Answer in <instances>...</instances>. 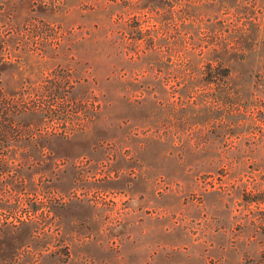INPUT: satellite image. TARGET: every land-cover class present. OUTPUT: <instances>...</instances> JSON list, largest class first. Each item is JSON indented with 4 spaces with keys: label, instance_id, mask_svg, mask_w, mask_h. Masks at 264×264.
Listing matches in <instances>:
<instances>
[{
    "label": "rangeland",
    "instance_id": "obj_1",
    "mask_svg": "<svg viewBox=\"0 0 264 264\" xmlns=\"http://www.w3.org/2000/svg\"><path fill=\"white\" fill-rule=\"evenodd\" d=\"M0 105V264H264V0H0Z\"/></svg>",
    "mask_w": 264,
    "mask_h": 264
},
{
    "label": "trees",
    "instance_id": "obj_2",
    "mask_svg": "<svg viewBox=\"0 0 264 264\" xmlns=\"http://www.w3.org/2000/svg\"><path fill=\"white\" fill-rule=\"evenodd\" d=\"M207 30L208 32L203 31V33L207 35L205 38H202L201 35H199L200 32L197 31L196 39L198 42H200V39H205L207 44L204 46H200L199 43L193 45L192 42L187 41L188 39H192V35L190 34L183 35V38L180 36L181 43L178 48L179 54L177 65L181 69V73L188 76L190 75V71H193L194 68L197 67L195 64L204 61V64L202 65L204 66V71L201 72V74H204V76L208 77L210 80L213 79L211 82H214V79H218L219 77H230V68L225 64V62L230 60L231 55L234 53V44L236 43L234 41H228L222 33V27H219L216 24L211 23ZM224 94L229 100L226 102L227 108L229 110L235 109V103L230 100L237 94V92L227 89ZM1 105L0 113L5 115V112L1 109H8V105H6V107H1Z\"/></svg>",
    "mask_w": 264,
    "mask_h": 264
}]
</instances>
